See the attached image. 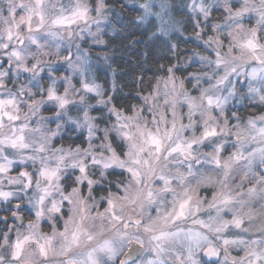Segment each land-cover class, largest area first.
<instances>
[{
    "label": "snow or ice",
    "instance_id": "obj_1",
    "mask_svg": "<svg viewBox=\"0 0 264 264\" xmlns=\"http://www.w3.org/2000/svg\"><path fill=\"white\" fill-rule=\"evenodd\" d=\"M160 7L162 11L155 12L150 0L140 4L143 10L140 19L143 21L149 16L157 17L159 19L158 31L166 36L177 29L174 21L170 18L166 20L164 17L165 4L161 3ZM185 7L195 14L194 16L189 15L188 21L192 25L196 40L203 41L213 54L212 56H200V60L205 62V66L209 69L208 72L191 75L196 86L204 78L214 82L209 83L207 88H199V94L192 96L185 89L184 80L175 75L178 65H158L157 72L162 71L165 75L156 76L155 84L150 85L151 91L142 97L153 113L152 123L155 125V131L148 128L146 123L143 125L139 123L144 109H136L133 106L134 114L124 115L115 104H112L113 97L99 99L97 102L101 105L112 104L107 109L115 116L112 132L129 142L127 156L130 164L112 148L108 128L103 129L104 138L109 140L107 145L109 155L106 161L97 160L94 154L89 156L86 151L84 156L87 159H77L76 157L82 151L80 146L75 149L51 146L52 139L60 134L59 121L61 120L86 128L89 146L96 136L98 123L97 118L89 115V110L93 108V105L89 103V97L93 93L95 94L93 99L104 97L105 93L96 83L94 70L91 67V49L83 45L106 44V41L100 39L99 32L91 30L92 24H98L100 19L107 16L108 8L104 0H96L95 8L87 0H75L68 7L60 5L58 8L52 0H19L16 5L10 3L6 17L0 16V212L6 213L0 221L5 222L10 219L13 223L7 224L6 227L12 228L14 223L21 219V214L25 212L34 211L35 217V222L30 221L23 225L24 230H17L14 236H10L8 232L0 234V240L10 249V256L13 260L23 261V264H34L30 256H25L26 250L33 245L41 257L47 258L50 252L56 251L55 244L58 236L63 241L64 251L70 252L73 246H79L85 216H81L79 224L71 233L69 225L75 223L72 217L65 221L64 229L59 233L54 231L51 235H47L39 230V222L46 215L51 217L60 213L65 202L81 206L84 204V201L79 199L77 188H73L68 194L61 193L59 201L53 198L54 192L61 189L62 175L69 164L81 174L77 177V183L89 186L93 180L88 177V160L104 168L112 166L125 168L139 187L132 189L130 185L124 188L119 199L134 202L142 196L146 195L150 199L154 195L150 190L147 193L141 191L146 187L145 173L141 171V168L148 170L147 178L151 179L157 172L156 166L159 165L162 156L170 158L178 154L185 159H195L194 148L197 143L203 144L210 139L224 136L226 132H232L235 135L239 147L227 157H223L224 145L217 144L216 155L211 158L215 167L223 170L225 179L241 161L247 160L249 156L259 155L261 161L264 162V147L257 148L249 153V156L244 153L245 141L249 138L256 139L255 136H249L248 128L255 129L257 135L264 137V127L258 128L256 121L250 119L248 128L241 127L239 124L229 128L224 111L229 98L236 93V85L233 84L232 77L241 75L238 69L244 68L250 62H256L258 67L253 66L251 71L244 75L251 81L259 79L260 86L253 87L252 83H249L248 93L264 102V40L260 34L261 29L264 28V0H260L259 7L250 6V0H243L239 9L235 11L231 0H224L222 7L228 12V19L232 23L223 27L218 23L202 26L205 21H209L214 7L206 0H191L190 4ZM93 12L95 15H92ZM249 12L258 14V27L245 31L240 21L245 13ZM207 31H213L215 34L208 35L207 39H204ZM222 35L227 38L226 49L225 41L221 39ZM173 47L175 46L170 45V50ZM100 55L105 60L108 59L106 53ZM47 57H55V59H46ZM55 64H63L66 69L71 70V74L58 76L57 69L53 67ZM21 73L28 74L27 84L16 78ZM142 81L143 77H141ZM9 83L19 86L13 91L8 88ZM224 91H227V95L223 94ZM161 95L164 97L163 104L167 106L166 108L157 103ZM25 96L27 99L24 98ZM179 97H183V101L187 104L186 118L189 125L183 123L184 117L177 112ZM47 104L57 109L53 111L51 117L57 121L56 131L48 128L47 120L51 118L43 116H40L32 126L33 117H36L41 108ZM168 109L171 110L170 118ZM70 111H75L77 116H72ZM197 113L202 125L200 136L190 142L178 140L172 143L174 136L179 138V134L194 123L193 117H196ZM216 116H225L223 126L216 121ZM259 119L264 121V117ZM160 122L164 124L163 131H161ZM133 128L135 132L132 131ZM137 135L140 137V143L136 142ZM170 143L171 147L168 146ZM145 153L154 157V160L145 159ZM131 165H136V167ZM29 168L32 171H29ZM13 170L16 172L15 175H12ZM158 180L165 186L164 190H170L167 187L171 183L170 178L161 174ZM209 182H213L212 177L201 178V183ZM257 182L264 183V176L258 177ZM255 194V188L248 190L250 197ZM74 196L77 197L76 200L73 199ZM191 201V196L178 201L170 212L163 217H156L154 223L168 225L186 219L191 210ZM233 203V196L221 193L220 199L210 207L220 209ZM107 204L112 219L121 221V217L116 212L117 201L109 199ZM80 211L83 213L86 209L81 207ZM196 211H199L198 207ZM209 219L214 220L212 217ZM136 223L139 224L140 221L137 220ZM194 223L206 229L212 228V224L205 223L204 220H197ZM243 223V218L235 214L230 221L216 224L214 230L217 233L226 232L229 225L239 229ZM145 231H153V228L146 227ZM179 234L178 232L159 231L158 234L152 236V240L156 242L154 247L162 250V242ZM188 235L191 239H206L204 233L191 229ZM88 239L91 240L92 237L89 235ZM237 243L244 242L223 239L226 247ZM252 243H258V241ZM105 247L112 250L110 242H105ZM207 254L218 256L219 252L209 247ZM89 255L91 257V254ZM248 255L255 257L257 261L261 259L255 250L250 251ZM68 264H77V262L69 260ZM149 264L153 262L150 261Z\"/></svg>",
    "mask_w": 264,
    "mask_h": 264
},
{
    "label": "clouds",
    "instance_id": "obj_2",
    "mask_svg": "<svg viewBox=\"0 0 264 264\" xmlns=\"http://www.w3.org/2000/svg\"><path fill=\"white\" fill-rule=\"evenodd\" d=\"M10 3L16 5L19 0H0V16L8 15ZM104 3L108 8L107 16L100 19L95 30L92 28L91 30L99 32L100 39L106 41L107 44L108 41L101 35L103 31L101 21L110 22V30L113 35H116L121 29L114 22L116 17L111 15L114 9L105 0ZM70 4L71 0H65V3L61 5L68 7ZM89 4L95 8V4L91 3V0H89ZM251 5L259 7L260 0H250ZM260 34L264 40V28L261 29ZM152 35L154 36L155 33ZM149 38L151 39V37ZM130 47L134 50L135 42H130ZM134 54L139 56L138 53ZM109 59L108 57L105 60L100 55L96 57V63L97 65L101 62L108 63ZM149 59L151 61V57ZM136 63L143 66V58L137 59ZM113 77H115V73H113ZM134 83L137 87H133L132 83L128 82L120 83L115 80L110 82L106 78L104 93L106 97H113V100L120 102L121 107L131 111L133 108L132 97L128 93H138V88L143 87L139 81H134ZM197 87L199 89L201 83ZM109 93L112 95H108ZM223 94L227 95V91H224ZM229 104L232 106L228 107ZM249 104H256L257 107L249 109ZM241 108L245 110L241 111ZM136 109L141 108L137 107ZM224 111L229 128L235 124L248 128L250 119L256 121L258 128L264 127V121L259 119L264 117V102H261L256 96L250 95L248 91L237 89L235 95L229 98ZM147 112H151L149 107L142 111L139 123L142 125L146 123L148 128L155 131L152 116H148ZM225 116H216V121L221 126L225 123ZM193 120L194 123L186 127L179 134V138L173 137L172 143L178 142V140L190 142L200 136L201 118L193 117ZM67 123L66 120L63 123L59 121V132L61 130L68 131L64 127ZM97 123L98 129L95 138L91 141V146H89L88 140L85 141L75 130L68 133L72 143L81 145L82 151L76 158L87 159L84 156L86 151L89 156L94 154L97 160L106 161L109 155L107 151L109 140L104 138L103 129L108 128L112 148L130 164L127 156L129 142L112 132V125L115 122L112 121L110 112L101 110ZM185 125H189L188 120ZM160 128L163 131L164 124L162 122H160ZM132 131L135 132V128ZM248 134L250 137L255 136L256 139L249 138L245 141L244 153L246 156H249V153L254 152L257 148L264 147V137L257 135L255 129L248 128ZM136 142L140 143L139 135L136 136ZM84 143H87V147H82ZM221 143L225 148L222 153L223 157H227L233 149L239 147L235 135L232 132H226L224 136L210 139L203 144L197 143L194 148L195 159H185L178 154L170 158L162 156L159 165L156 166L157 172L151 179L147 178L148 170L141 168V171L145 173L146 184V187L141 191L147 193L150 190L154 195L150 199L146 195L142 196L141 199L134 202L119 199L124 188L130 185L132 189L139 187L125 168L119 166L104 168L102 165L93 164L91 160H88V177L93 180L89 186L77 183V177H80L81 174L69 164L62 175L61 189L54 192L53 198L59 201L61 193L68 194L73 188H77L79 189V199H82L84 204L81 206L64 203L60 213L51 217L46 215L39 222V230L47 235H51L54 231L59 233L63 231L65 221L72 217L75 223L69 225L71 233L79 224L81 216H85L79 246H73L70 252L64 251L63 241L58 236L55 244L56 251L50 252L47 258L41 257L34 245L26 250L25 256H30L34 264H68L69 260H75L77 264H149L150 261L153 264H264V183L257 182L258 177L264 176V162L261 161L259 155L249 156L247 160L241 161L225 179L223 170L217 169L211 159L216 155V145ZM168 146L171 147L172 144L170 143ZM144 158L150 161L154 160V157L149 156L148 153H145ZM190 165L191 167H189ZM131 166L136 167V165ZM161 174L171 179V183L167 186L170 190H164L165 186L158 180ZM202 177H212L213 182L201 183ZM250 188L256 189L255 196L248 195ZM221 193L233 196L234 203L220 209L210 207L220 199ZM188 196L192 197V201L191 210L186 219L168 225L154 223L156 217H163L176 206L178 201L186 199ZM73 199L76 200L77 197L74 196ZM109 199L117 201L116 212L121 217V221L112 219L107 204ZM81 207L85 208L86 212L82 213ZM197 207L199 211H196ZM235 214H239L243 218L244 223L241 228L237 229L229 225L226 232L217 233L214 230L216 224L230 221ZM5 215L6 213L0 212V218ZM210 217L214 220H210ZM137 220L140 221L139 224L136 223ZM197 220H204L205 223L212 224V228L206 229L194 223ZM30 221L35 222L30 215L21 214V219L14 223V227L8 228L6 225L13 223L9 219L0 223V234L8 232L10 236H14L17 230L23 231L22 226ZM43 221H47V223H42ZM146 227L153 228V231H145ZM190 229L204 233L206 239L189 238ZM161 230L180 234L162 242L163 249L157 250L154 247L156 242L152 240V236ZM89 235L92 237L91 240L88 239ZM224 238L244 243L226 247L223 244ZM253 241H258V243H252ZM105 242H110L112 250L105 247ZM209 247L214 248L219 252V255H208ZM252 250H255L261 257L259 261L248 255ZM0 264H23V261H15L11 258L10 249L4 246L2 240H0Z\"/></svg>",
    "mask_w": 264,
    "mask_h": 264
},
{
    "label": "trees",
    "instance_id": "obj_3",
    "mask_svg": "<svg viewBox=\"0 0 264 264\" xmlns=\"http://www.w3.org/2000/svg\"><path fill=\"white\" fill-rule=\"evenodd\" d=\"M159 7L153 11L160 12L161 3L166 6L164 17L169 18L175 22L176 29L171 31L168 35H161L158 31L159 19L155 16H149L145 20L140 17L143 10L140 4L147 2V0H105V2L114 9L111 13L116 17L115 23L121 29L116 35L112 33L106 34L104 39L108 41L102 48H91L92 57H98L101 53L108 55L109 62L104 63V68L96 72L98 83L104 89L105 79L110 82L113 80L120 83H132L133 87H137L134 81H139L143 87L138 88L137 92H129L132 97L131 103L137 107L141 104L142 97L149 94L151 91L150 85L156 82V76L165 75V73L157 72V66L163 64L165 66L178 65L176 70L177 76L185 80L188 89H192V82L188 79L190 72L199 71L196 65L182 67L180 64L191 58L193 52L201 49L196 44L195 33L192 25L188 21L189 15H193L190 10L185 7L190 0H158ZM151 2V0H150ZM157 2V1H156ZM155 33L153 36L152 34ZM151 37V39L149 38ZM130 42H135V49L132 50ZM170 45L175 47L169 48ZM134 53H138L137 56ZM147 53V55H146ZM143 58V66L136 63L137 59ZM151 57V61L149 59ZM154 61V62H152ZM115 73V77H113ZM141 77L143 81L141 82ZM127 91V89H126ZM108 95H112L109 93ZM113 104L124 113L130 114L133 112L121 107L120 102L113 100ZM256 104L248 105L249 109L256 108ZM241 111L245 109L241 108ZM259 114V113H258ZM82 138L84 137L81 135ZM60 142V143H59ZM64 144V146H76L78 144L70 141L69 135H65L60 141L57 140L56 145ZM55 145V147H56ZM85 146V143L83 144Z\"/></svg>",
    "mask_w": 264,
    "mask_h": 264
},
{
    "label": "rangeland",
    "instance_id": "obj_4",
    "mask_svg": "<svg viewBox=\"0 0 264 264\" xmlns=\"http://www.w3.org/2000/svg\"><path fill=\"white\" fill-rule=\"evenodd\" d=\"M74 2H75V0H71V4H73ZM87 2L89 3V0H87ZM95 2H96V0H91V3L95 4ZM190 2H191V0L189 1V4H190ZM206 2L208 4L214 5V7L212 8V15L209 18V21H205L204 22V25H202V26L208 25L210 23H218V24L222 25V27H223V26H225L227 24H231L232 23V21L228 19V15H229L228 12L222 7V5L224 4V0H206ZM52 3L57 4V8H58L61 4H64L65 3V0H52ZM151 3L153 5V10L156 7H159V5L156 4V3H159L158 0H151ZM231 3L234 5V11H235V10H238L239 9V7L241 6V4L243 3V0H231ZM92 15H95V13L93 12ZM194 15L195 14H193V16ZM258 19H259V17H258V14L256 12H249V13H245L244 17L241 19L240 22L244 25L245 31H247L248 29L258 27L257 22H256ZM96 27H97L96 24H92L91 25L92 30H95ZM101 28L103 29V31L101 33V35L103 36V38H104V36L106 34L112 33L111 30H110V22L101 21ZM214 34L215 33L213 31H207L206 34L204 35V39H207V36L208 35H214ZM221 39H223L225 41V49H226V47H227V38L222 35L221 36ZM89 40H90V38H89ZM195 40H196V38H195ZM196 44L201 49H199L196 52H193V54H192V56H191V58L189 60L183 61L180 64L182 67H183V65H187V67H188L190 65L195 64L196 65V68L199 70L197 72H190L189 73L188 79H190L191 82H192V84H193L192 85V89H188L187 88V86L185 84L186 81L184 80L185 89L192 96H197L199 94V91H198V87L196 86V82H195V80H194V78H193V76L191 74L192 73H195V74L199 75L202 72H208L209 71V69L205 66V62H203V61L200 60V56H212L213 55L212 52H211V50L209 48H207V46L203 43V41L196 40ZM83 46L84 47L93 46L91 48H102L104 45H93V44H90L89 43V44H85ZM46 59L52 60V59H55V57H47ZM105 64H103L101 62L99 65H97V63H96V57H92L91 67L94 70L95 77H96V72H98L100 69L104 68V65ZM253 66H257L258 67V64L256 62H250L244 68L238 69V71L241 72V75H239V76H235L234 75L232 77V82H233V84L236 85V90L239 89L241 91H248V84L249 83H252V86L253 87H259L260 86L259 79H257L256 81H251L249 77H246V75H244V73L250 72L251 71V68ZM53 67L57 69V73L56 74L58 76H64V75H70L71 74V70L70 69H66L63 64H55V65H53ZM175 75L177 76L176 73H175ZM27 76H28V74L21 73L19 75V77H16V78L19 79L21 82L27 84ZM177 77L179 79H182L179 76H177ZM45 79H47V77H45ZM97 80L98 79L96 77V83L100 85V83H98ZM209 82L213 83L214 81H208L207 78L202 79L201 80V87L207 88L209 86ZM18 86H19L18 84H12V83H9L8 84V88L12 89L13 91ZM101 88H102V86H101ZM102 90L104 91L103 88H102ZM60 91H62V89ZM94 96H95V94L93 93L89 97V103H91L93 105V108L89 110V115L92 116V117L97 118V122H98V120L100 118V112H101V110H103L105 112H108L107 109L112 106L113 101H112V104H109L107 106L101 105L97 101L99 99H101V98L107 99L106 95L104 97H96L95 99H93L92 97H94ZM24 98L27 99V96H25ZM37 98H39V97H37ZM169 99H171V97H169ZM257 99H258V97H257ZM163 101H164V97L161 95L160 98L158 99L157 103L160 104L162 107H165L166 108L167 106H164ZM232 103L234 104L235 101L233 100ZM148 106L149 105L148 104H145V102L142 99L141 104L139 106H137V107H139L141 109H146V107H148ZM231 106H232L231 104L228 105V107H231ZM22 107H23V105H22ZM137 107H135V108H137ZM48 108H50V109H48ZM54 110H57V109H54V107L51 104L45 105L43 108H41V110L37 114V116L36 117H33V125L32 126L35 125V122L39 120L40 116H43V117H46V118H51L52 115H53V111ZM25 111H26V109H25ZM187 111H188L187 104L183 101V97H179L178 98V103H177V112H178V114H180V115H182L184 117L183 123H187V118H186V115H185L187 113ZM121 112L124 115H133L134 112H135V109L130 114L124 113L123 111H121ZM70 114L72 116H74V117L77 116V113L75 111H70ZM146 114L148 116H150V117L153 115V113H151V112H147ZM110 115H111L112 121L115 122V116L112 115L111 113H110ZM168 115H169V118H170L171 117V110L170 109H168ZM196 117L197 118L199 117V114L198 113H197ZM81 119H82V116H81ZM63 121L64 120H61L60 122L63 123ZM56 123H57V121L54 118H51V119H48L47 120L48 128H50L51 131H56ZM64 127L67 128L68 131L65 132V131L61 130L60 134L52 139V142H51V146L52 147H54V148L63 147L65 149H67V148H70V147L71 148H75L77 146H81V145H76V146H69L68 145V146H64L63 143H61L60 146L59 145H56L57 140L60 141L61 138L64 135H69L68 133L69 132H72L73 130H75L76 132H78L80 134V136L83 135L84 136L83 139L85 141H87V129L86 128L79 127V126H77V125H75V124H73L71 122H68L66 125H64ZM55 145H56V147H55ZM82 147H87V143H85V146L82 145ZM233 151H235V150L233 149ZM28 170L29 171H32L31 168H29ZM77 172H78V170H77ZM15 174H16V172H15V170H13L12 175H15ZM65 203H67V202H65ZM29 208H30V206H29ZM33 215H34V211H33Z\"/></svg>",
    "mask_w": 264,
    "mask_h": 264
},
{
    "label": "flooded vegetation",
    "instance_id": "obj_5",
    "mask_svg": "<svg viewBox=\"0 0 264 264\" xmlns=\"http://www.w3.org/2000/svg\"><path fill=\"white\" fill-rule=\"evenodd\" d=\"M48 109H50V108H48ZM24 214L25 215H30L33 219L35 218L34 215H33V211H31V212H25ZM0 223H4V222L3 221H0ZM42 223H47V221H43Z\"/></svg>",
    "mask_w": 264,
    "mask_h": 264
}]
</instances>
